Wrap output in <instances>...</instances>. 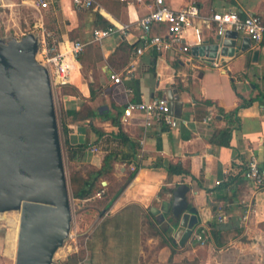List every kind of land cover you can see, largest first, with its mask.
Wrapping results in <instances>:
<instances>
[{"label":"crops","instance_id":"obj_1","mask_svg":"<svg viewBox=\"0 0 264 264\" xmlns=\"http://www.w3.org/2000/svg\"><path fill=\"white\" fill-rule=\"evenodd\" d=\"M45 1L51 12L63 20L57 48L65 51L76 40L85 43L70 81L82 101L72 95V109L80 110L84 103L95 115L68 124L71 143L86 144L83 157L97 168L108 153L128 158L114 162L113 174L118 178L127 175L129 168L139 167L109 208L105 204H90L88 208L95 215L90 223L92 239L95 241L96 231L100 237L91 264H146L153 249L151 244L158 245L153 255L155 264L184 260L199 264H264V187H256L245 175L252 155L264 167V43L255 45L247 40V35L239 34L238 43L246 40V49L230 61L210 63L195 54L193 47L214 43L217 25L209 26L201 19V44L196 43L192 30L185 33L190 52L147 49L137 54L144 32L136 22L152 10V0H107L82 8L73 0ZM167 2L174 9L195 3L203 18L214 12L234 10L255 13L264 22V0ZM43 19L37 24L42 25ZM123 24L132 25L127 33L119 29ZM109 25L114 31L96 41L94 30ZM150 34L165 35L167 27L155 24ZM112 74L119 75L121 82H114ZM169 89L184 103L176 127L146 126L138 114L124 117L129 101L168 98ZM239 95L255 100L235 117L224 116L220 109H235L240 103ZM115 118L119 125L114 124ZM230 126V145L211 142L216 130ZM122 131L125 139L120 136ZM92 147L97 150L93 152ZM75 152L80 159L81 153ZM178 162L190 173L172 174L166 170L170 163ZM158 163L160 167H156ZM108 183V179L102 182ZM182 184L188 186V203L196 207L198 215V224L184 243L180 239L185 229L171 212H165V220L159 222L150 210L156 207L164 211V203L173 201V191ZM175 221L177 225L170 232L176 239L174 246L160 244L161 234L149 235V228L160 231L174 226ZM215 222L221 230V244H216L212 233L205 243L199 242L195 232L201 227L211 232L210 225ZM111 246L119 256L117 263L105 261L107 252L114 250Z\"/></svg>","mask_w":264,"mask_h":264},{"label":"water","instance_id":"obj_2","mask_svg":"<svg viewBox=\"0 0 264 264\" xmlns=\"http://www.w3.org/2000/svg\"><path fill=\"white\" fill-rule=\"evenodd\" d=\"M238 37L237 31L227 30L212 44L194 46L193 52L222 64L246 49V40L240 44ZM39 43L33 33L0 41V212L21 210L15 264H53L72 221L51 76L37 59ZM174 92L169 89L167 96L175 117L181 118L184 103ZM188 190L182 184L173 191V201L164 203V211L150 209L159 222L165 212L179 220L185 229L180 243L198 224Z\"/></svg>","mask_w":264,"mask_h":264},{"label":"built area","instance_id":"obj_3","mask_svg":"<svg viewBox=\"0 0 264 264\" xmlns=\"http://www.w3.org/2000/svg\"><path fill=\"white\" fill-rule=\"evenodd\" d=\"M77 7H92L93 0H73ZM142 2L144 0H137ZM37 8H45L48 6L45 0H35ZM152 10L140 17L136 25L140 27L143 32V39L140 45L136 48L137 54L144 53L147 49H155L158 51L175 50L180 53H187L191 50V44L186 40L185 33L188 30L193 31V35L197 44L203 42L202 26L200 20L202 19L209 26L212 23L217 25V33L225 34L227 30L237 31L239 34L247 35L255 45L264 43V22L261 16L252 12L239 11H225L214 12L209 17L203 18L200 8L197 4L192 3L181 9H174L167 2V0H152ZM163 23L167 27V34L165 35H151L153 25ZM132 25L123 24L119 29L127 33ZM114 27L110 26L104 29H95L93 32L94 39L100 41L107 37L114 31ZM85 43L81 40H76L65 50L45 47L46 62L49 66L51 76V83L54 85L63 86L71 81V72L74 68V63L79 55L83 52ZM51 50V51H50ZM218 65L219 63L216 62ZM114 82H121V77L117 74H112ZM140 115L146 126L153 124L161 127L173 128L178 125V120L172 112L170 101L166 96L154 97L147 101H129L124 108V117H132L133 115ZM93 152L97 150L92 147ZM246 177L258 188L264 187V167H262L258 159L252 155L247 163ZM101 196V192L99 193ZM221 219V217H220ZM196 239L205 243L211 237V232L207 227H201L195 232ZM73 239L72 251L77 252L81 246Z\"/></svg>","mask_w":264,"mask_h":264},{"label":"rangeland","instance_id":"obj_4","mask_svg":"<svg viewBox=\"0 0 264 264\" xmlns=\"http://www.w3.org/2000/svg\"><path fill=\"white\" fill-rule=\"evenodd\" d=\"M106 1L107 0H93V6L100 5ZM40 19H43L42 21H44L42 25L37 24ZM62 26L63 20L58 14H53L48 7L41 8L39 10V8L35 5V0H0V41L8 42L11 39H22L28 33H33L40 42L37 59L48 69L49 66L45 57L47 51L45 52L44 48L47 46L50 49L52 48L51 50L54 52L53 49L58 46L60 37L59 31ZM52 87L72 209L70 235L56 252L53 264H72V254L74 253L72 251V238H75V240H77L80 244H84L86 241L89 247L88 251L83 253L84 256H81V254L78 255L77 264H91L93 252L98 248L97 239L100 240V237L99 232L96 231L97 237L95 238V241L92 239V228L90 229L92 225H90V223L94 219L95 215L92 214V212H88V208L90 207V204L101 205L106 203V200H108L121 186L126 183L129 173L133 171L134 168H129L127 175H123L120 178L116 175H112L110 179V187L105 192H101V196H99V191L90 201L77 200L73 198L71 185L72 173L80 172L84 175L91 169L92 166L83 157V153L81 154L82 157L76 161H72L70 159L69 151L64 144L63 126L64 124L72 123L71 116L66 114L67 110L72 109V95H76L80 101H82V99L80 98L78 91L71 83L63 86L52 84ZM103 181H106V179L102 180V182ZM102 182L100 187L107 185L102 184ZM20 215L21 210L18 208L0 212V264H15L16 262ZM164 227H166V223H164ZM151 234H154V232L151 228H149V235ZM163 239L164 237L162 236L161 241ZM98 246H100V244ZM151 246L153 249L151 254L146 257V264L156 263L153 255L154 250H156L155 247H158V245L151 244ZM111 247L114 250L107 252L109 254L107 255L105 261L109 263H117L119 256L115 252V248L113 246ZM149 247L150 246L147 248L148 250ZM181 263L182 261H179L176 264ZM194 264L199 263L195 262Z\"/></svg>","mask_w":264,"mask_h":264},{"label":"trees","instance_id":"obj_5","mask_svg":"<svg viewBox=\"0 0 264 264\" xmlns=\"http://www.w3.org/2000/svg\"><path fill=\"white\" fill-rule=\"evenodd\" d=\"M110 27V25H109ZM240 97V103L238 104V106L229 111V112H225V110L223 108L220 109V112L226 116L229 117L231 119V117H235L238 112L240 111V109L248 107L252 104V102L255 100V98H250V99H246L244 98L242 95H239ZM207 103H211V101H206ZM66 114L68 116H71L72 118V122L74 121H78V120H85L88 118H91L92 116L95 115V112L86 104H84L82 106V108L80 110H75V109H69L66 111ZM114 124L119 125L120 122L117 120V118L114 119ZM69 131L70 128L68 126V124H64L63 126V134H64V144L67 148V150L69 151V156L70 159L72 161H76V155H75V151H79L81 154L85 152L87 145L86 144H79V145H74L71 143L70 138H69ZM232 132H233V127H227L224 129H219L216 130L215 133L213 134L212 138H211V142L214 144H219V145H225L228 146L230 145V141H231V137H232ZM120 136L122 139H125L126 135L125 133L122 131L120 132ZM126 161L128 160V158L126 157H118V155L116 153H108L105 155L103 163L101 165V167L97 168L92 166L90 170H88L87 173H85L84 175H82L80 172H75L72 173V177H71V185H72V196L73 198L77 199V200H88L92 197H94V195L103 190H108V188L110 187L111 184V177L113 174V169H114V162L115 161ZM161 165L156 164V167H160ZM139 167L136 166L133 171H131L129 173L128 179L126 181V183L121 186L108 200H106L105 207L109 208L111 206V204L113 203V201L119 196V194L123 191V189L125 188L126 184H128L136 175L137 171ZM166 170L172 174H189L190 170L185 168L180 162L178 163H170L167 167ZM108 179L109 183L106 186H102L101 185V181L102 179ZM104 191V192H105ZM91 214V213H90ZM94 214V213H92ZM93 216V215H92ZM175 223V222H174ZM176 224V223H175ZM211 233L214 237V240L216 242V244H221V241L219 240V233L221 232L220 228H219V223L215 222V223H211ZM173 227L169 226L163 230L158 231V229H156L155 227H151V229L154 232V235H160L164 237V239L160 242V244H171V245H175L174 241H173V237L170 235L171 229ZM89 247L87 245L86 242V246H81V248L79 249V251L74 252L72 254V264H77V257L78 255L81 254V256H84V252L88 251ZM81 252V253H80ZM197 261H188V260H184L182 261L181 264H194Z\"/></svg>","mask_w":264,"mask_h":264},{"label":"bare ground","instance_id":"obj_6","mask_svg":"<svg viewBox=\"0 0 264 264\" xmlns=\"http://www.w3.org/2000/svg\"><path fill=\"white\" fill-rule=\"evenodd\" d=\"M14 252V251H13Z\"/></svg>","mask_w":264,"mask_h":264}]
</instances>
